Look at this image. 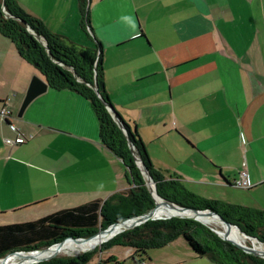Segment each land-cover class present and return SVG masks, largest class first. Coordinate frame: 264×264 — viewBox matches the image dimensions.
<instances>
[{
  "label": "crops",
  "instance_id": "crops-1",
  "mask_svg": "<svg viewBox=\"0 0 264 264\" xmlns=\"http://www.w3.org/2000/svg\"><path fill=\"white\" fill-rule=\"evenodd\" d=\"M41 5L49 31L78 46L99 43L110 103L135 128L156 170L202 198L264 213V0H90L88 34L76 0ZM35 74L42 79L0 35V108L32 135L7 145L4 138L16 134L0 118V225L129 188L123 162L100 141L82 96L48 86L17 117ZM242 169L248 189L233 185ZM173 241L151 250L146 264H217ZM111 249L87 264H114L105 260L133 252Z\"/></svg>",
  "mask_w": 264,
  "mask_h": 264
},
{
  "label": "trees",
  "instance_id": "trees-1",
  "mask_svg": "<svg viewBox=\"0 0 264 264\" xmlns=\"http://www.w3.org/2000/svg\"><path fill=\"white\" fill-rule=\"evenodd\" d=\"M76 1L80 25L88 34V0ZM0 35L11 41L17 54L34 66L49 87L69 89L89 102L98 123L99 139L121 159L129 184L127 190L117 192L103 202L93 200L35 220L0 225V258L11 251H28L37 246L57 243L64 239L65 233L71 231H79L83 233L82 236L89 237L96 233L98 225L105 228L113 222L150 211L153 200L127 139L147 169L159 197L169 203L215 211L241 232L264 244L262 211L205 199L191 193L179 181L166 178L152 166L135 128L116 113L125 132L120 129L107 108L112 105L104 89L100 45L97 41L93 47L78 46L46 29L39 19L25 14L14 0H0ZM94 84L98 95L93 89ZM212 229L188 218L149 220L114 235L97 249L74 257L53 258L35 264H87L98 252L112 246L130 247L133 252L122 261L110 256L106 262L146 264L150 258L149 251L162 248L178 236L184 238L196 256L206 257L217 264H264V258L245 253L223 240Z\"/></svg>",
  "mask_w": 264,
  "mask_h": 264
},
{
  "label": "water",
  "instance_id": "water-1",
  "mask_svg": "<svg viewBox=\"0 0 264 264\" xmlns=\"http://www.w3.org/2000/svg\"><path fill=\"white\" fill-rule=\"evenodd\" d=\"M89 2H90V0H88L87 6L89 5ZM47 87H48V85L43 79H41L37 74L33 75L31 80H30V82H29V85H28V87L26 89V92H25V95H24L23 100L21 102V105H20V107L18 109L17 117H21L23 112H24V110H25V108L28 106V104L33 99H35L37 96H39L42 93H44L46 91ZM93 89H94L95 93L98 95V89H97L96 84H94ZM107 108L112 113L113 117L116 119V122H117L118 126L120 127V129H122V131L125 132V129H124L122 123L120 122V120L117 118L116 112L114 111L113 107L112 106H107ZM127 144H128V147H129L131 153L134 156V160H135L136 165L138 166V168L140 169L141 173L143 174V176L145 178L146 185L149 187V191H150L151 196L153 198L154 207L150 211H148L146 213H143V214H140V215H133V216H130V217L124 219V220L113 222V223H111L110 225H108L105 228H100L96 233H94L93 235H91L89 237L74 238V237L70 236V237H67V238L63 239L62 241H59V242L54 243V244L61 245L62 242L64 240L68 239V238L72 239L75 242H77L79 240H83L84 241V240L90 239V238H92V237H94V236H96V235H98L100 233L110 232V231L114 230V228H118L119 229L118 232L116 233V234H118V233L122 232L123 230L130 229L132 227H135V226H137L139 224H142V223H144L146 221H149V220L165 219V218H171V217H179V218H188V219H192V220H195V221H199V222L205 223L200 218H202V217H213L223 226V231H218V230H216L214 228L212 229L219 237H221L223 240H226V241L230 242L231 244L235 245L236 247H238L239 249H241L245 253L252 254V255L264 258V247L256 248V247H254L253 243H251L250 246H247V245H245L243 243H240L238 241H235V240L231 239L229 237L230 230H231V228H235V229H237L238 232L241 233V235L244 238L254 239L256 242L259 243V245L262 244L256 238L250 237V236L246 235L245 233L241 232L240 229L236 225H233L230 222L224 220L217 212L212 211V210H208V209L207 210L206 209L205 210H201V209H196V208H192V207H188V206H181V205H178L176 203H169V202L165 201L164 199H162L161 197H159L157 195L156 191H155V185L152 182V179H151L147 169L143 165L141 159L134 152V148H133L131 142L129 141V139H127ZM150 183H153V187L150 186ZM156 197L161 200L160 205H163L164 207H169V208L177 211L178 213L171 214L170 216H164V217H161V218L154 217V211L158 207V203L156 201ZM112 237H110V238H112ZM109 239H107V240H109ZM107 240H105V241H107ZM51 246H49L47 248H44V249H41V250H33V251L15 250V251H11V252L7 253L6 255H4L3 257H1L0 260L5 259L6 256H8V255H12V254L19 255L21 253H26L27 254V253H31V252H34V251H43L45 249L50 248ZM55 255H56L55 253L51 254V255H49V256H47L45 258H42V259H40V260H38L36 262H32V263H38V262H43V261L49 260L52 257H54ZM16 263L17 264H24L21 261L20 262H16ZM0 264H6V263L3 262V263H0ZM10 264H15V263H10Z\"/></svg>",
  "mask_w": 264,
  "mask_h": 264
},
{
  "label": "bare ground",
  "instance_id": "bare-ground-1",
  "mask_svg": "<svg viewBox=\"0 0 264 264\" xmlns=\"http://www.w3.org/2000/svg\"><path fill=\"white\" fill-rule=\"evenodd\" d=\"M156 201L158 203V207L154 211V217L161 218L163 216H170L171 214L178 213L177 211H175L169 207H164L163 205H160L161 200L157 197H156ZM200 219L201 220L208 219V220H212L211 222H218L213 217H202ZM221 227L223 230L222 225H221ZM118 230H119L118 228H114V230H112L110 232L100 233V234H98V235H96L90 239H87L84 241L79 240L76 243L71 244V245H67V244L71 243V242H75V241L68 238V239L64 240L61 245L54 244L50 248L45 249L43 251H34L31 253H27V255L31 254V256H29L27 258L24 256H20V255H25L26 253H21L19 255H17V254L8 255V256H6L5 259L0 260V263L5 262L6 264H10V263H16V262L21 261L24 264H28V263L36 262V261H38L42 258H45L51 254H54V253L58 254L60 252L63 253L64 251L80 253V252H83L85 250L92 249V248L96 247L97 245L103 243L105 240H107L110 237H112L113 235H115L118 232ZM218 231H220V230H218ZM236 231H237V229L231 228L229 237L235 241L242 240L243 237H241V234L239 232H236ZM251 242L253 243L254 247H256V248L263 247L262 245H257L256 241L254 239H251ZM27 259H30V260H27Z\"/></svg>",
  "mask_w": 264,
  "mask_h": 264
},
{
  "label": "rangeland",
  "instance_id": "rangeland-1",
  "mask_svg": "<svg viewBox=\"0 0 264 264\" xmlns=\"http://www.w3.org/2000/svg\"><path fill=\"white\" fill-rule=\"evenodd\" d=\"M16 3H17V1L16 0H14ZM21 2H22V5H23V7L22 6H20V5H18V3H17V5L21 8V10L25 13V14H27V15H31V16H33V17H35V18H37V19H39L40 17L39 16H45L46 14H47V10H46V8H44V7H42V5H41V2H42V0H21ZM58 34V33H57ZM59 35H62V34H59ZM148 154V153H147ZM160 155V154H159ZM147 186V185H146ZM147 188H148V190H149V187L147 186ZM149 193H150V191H149ZM150 196H151V193H150ZM151 198H152V196H151ZM152 200H153V198H152ZM153 207H154V203H153ZM125 216V215H124ZM205 223H202V222H199V221H197L198 223H200V224H202V225H204V226H206V227H213L214 229H216V230H220V231H223L222 230V227H221V224L220 223H218V222H211L212 220H208V219H206V220H203ZM211 222V223H210ZM100 228H102L101 227V225H98V227L96 228V231L95 232H97ZM236 232H238V231H236ZM240 233V232H239ZM82 234L83 233H81V232H79V231H71V232H67V233H65V237H64V239L65 238H67V237H74V238H84V236H82ZM241 234V233H240ZM241 237H243L242 235H241ZM184 241V242H183ZM238 242H240V243H243V244H245V245H247V246H250L251 245V239H248V238H242V240H237ZM74 243H76V242H72V243H68L67 245H71V244H74ZM104 243V242H103ZM183 243H186L185 242V240H184V238L182 237V236H178L174 241H173V244H172V247H180L181 245H184ZM54 243H51L50 245H41V246H37V247H35V248H33V249H31V250H28V251H33V250H41V249H44V248H47V247H49V246H51V245H53ZM102 244V243H101ZM101 244H99V245H97L96 247H94V248H92V249H88V250H85V251H83V252H80V253H74V252H70V251H64L63 253H58V254H56L54 257H52L51 259H53V258H57V259H61V258H68V257H74V256H77V255H79V254H82V253H84V252H88V251H91V250H94V249H97V248H99L100 247V245ZM187 244V243H186ZM256 244L257 245H259V243L258 242H256ZM263 247H264V244L262 243L261 244ZM130 248L129 247H124V246H112V249H111V251H114L115 252V254H117L118 252H120V253H123L124 251H127V250H129ZM148 253H150V251L148 252ZM33 254V253H32ZM20 256H24V257H29V256H31V254H25V255H20ZM27 260H30V259H27ZM50 260V259H49ZM47 261V260H46ZM15 264H17V263H15ZM28 264H35V263H28Z\"/></svg>",
  "mask_w": 264,
  "mask_h": 264
},
{
  "label": "built area",
  "instance_id": "built-area-1",
  "mask_svg": "<svg viewBox=\"0 0 264 264\" xmlns=\"http://www.w3.org/2000/svg\"><path fill=\"white\" fill-rule=\"evenodd\" d=\"M11 115L12 113L7 107L0 108V118L3 121H6L10 131L16 134L14 138H8V137L4 138V142L9 146H12L14 144L24 143L32 137V135L24 136L19 132V129L9 121ZM233 185L242 189H248L251 187V183L249 181V175L246 169H242L239 171L237 178L233 181ZM150 186L153 187V183H150Z\"/></svg>",
  "mask_w": 264,
  "mask_h": 264
}]
</instances>
